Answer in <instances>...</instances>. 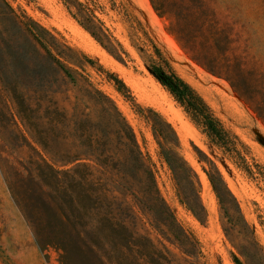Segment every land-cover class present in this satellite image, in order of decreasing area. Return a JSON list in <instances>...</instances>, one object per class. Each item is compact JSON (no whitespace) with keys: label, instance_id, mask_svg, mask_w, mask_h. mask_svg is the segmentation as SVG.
<instances>
[{"label":"rangeland","instance_id":"374dc122","mask_svg":"<svg viewBox=\"0 0 264 264\" xmlns=\"http://www.w3.org/2000/svg\"><path fill=\"white\" fill-rule=\"evenodd\" d=\"M94 1L100 7L96 15L127 53L125 63L102 49L62 0H0V264H60L54 249H38L8 189L7 176L13 177L28 159L27 143L34 142L41 155L54 161L79 160L67 169L87 164L96 179L135 176L136 171L124 162V122L154 166L166 204L180 225L197 238L203 264H233L235 253L222 232L220 206L206 174H219L264 247V148L258 143L259 137L264 138V124L225 80L208 74L188 58L167 32L168 22L157 16L149 0H122L176 73L237 138L231 140L228 154L210 145L151 76L146 55L135 48L128 24L107 0ZM208 1L233 35L231 48L245 57V62L264 63V0ZM88 7L93 8L90 3ZM59 57L70 62L72 79L55 65L54 59ZM111 80L124 84L132 101L125 100ZM135 106L157 111L175 129L180 154L195 177L197 204L207 215L204 224L181 205L151 128ZM115 196L119 203L120 196ZM138 213L145 221L142 230H149V214L145 210ZM164 244L172 264H189L175 245Z\"/></svg>","mask_w":264,"mask_h":264},{"label":"trees","instance_id":"16d2710c","mask_svg":"<svg viewBox=\"0 0 264 264\" xmlns=\"http://www.w3.org/2000/svg\"><path fill=\"white\" fill-rule=\"evenodd\" d=\"M62 1L102 49L125 63L128 55L96 15L100 7L94 0ZM107 2L128 24L134 46L139 54L146 55L147 69L154 80L210 145L230 153L231 140L237 138L223 126L198 92L176 73L129 6L122 0ZM149 2L157 16L168 22L167 32L188 58L208 74L225 80L264 124V63L245 62V57L241 58L231 48L233 35L219 11L208 0ZM54 63L65 77L72 79L68 60L59 57ZM87 64L94 67L90 60ZM111 81L125 100L132 101L124 84ZM135 107L151 128L158 154L171 173L181 205L204 224L207 215L197 204L195 177L180 154L175 129L157 111ZM121 131L126 150L124 162L136 171L138 179L130 175L116 180L96 179L87 164L67 169L79 160L54 161L41 155L34 142L27 143L30 154L25 165L13 177L7 176L6 181L32 230L36 246L42 252L54 249L60 264H172L166 242L175 245L187 263L203 264L197 238L180 225L161 196L154 166L140 151L132 130L124 122ZM206 175L220 206L222 232L235 252L233 264H264V247L246 222L236 199L219 174ZM115 195L120 196L119 203ZM142 210L151 218V221L146 219L149 230L141 228L145 221L138 211Z\"/></svg>","mask_w":264,"mask_h":264},{"label":"water","instance_id":"95a60500","mask_svg":"<svg viewBox=\"0 0 264 264\" xmlns=\"http://www.w3.org/2000/svg\"><path fill=\"white\" fill-rule=\"evenodd\" d=\"M258 143L264 148V138L259 137L258 138Z\"/></svg>","mask_w":264,"mask_h":264}]
</instances>
